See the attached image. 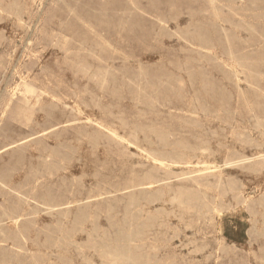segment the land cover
<instances>
[{"label":"rangeland","instance_id":"obj_1","mask_svg":"<svg viewBox=\"0 0 264 264\" xmlns=\"http://www.w3.org/2000/svg\"><path fill=\"white\" fill-rule=\"evenodd\" d=\"M0 152V264H264V0H0Z\"/></svg>","mask_w":264,"mask_h":264},{"label":"bare ground","instance_id":"obj_2","mask_svg":"<svg viewBox=\"0 0 264 264\" xmlns=\"http://www.w3.org/2000/svg\"><path fill=\"white\" fill-rule=\"evenodd\" d=\"M44 5H43V7H44ZM39 16H41V15H39ZM98 30L99 31H103L105 29L102 26L99 25L98 26ZM58 42H59V40H58ZM119 63H121V62H119ZM33 71H34V68L31 65L30 66L29 65L28 66H23L22 64H18V66L16 67V70H15V74H19V76L22 78V81H23L22 82V88H24V90L21 92L22 95H19V96H21L22 100L25 103H32L33 100L35 101L34 103H37L42 98V93L43 92H38L37 93L36 92V86L34 87L33 85H31V82H29L28 80H26V78L31 77L30 75H31V72H33ZM24 73H27L28 76L27 77H23V74ZM78 92L81 94L83 91H81V92L78 91ZM15 93L18 94V92H15ZM56 94H57L56 91H52V93H51V97H52L51 99H52V101H55V102L57 101L56 100L57 99L56 98L57 97ZM50 106L51 107H54L51 104H50ZM50 110H51V112H53L54 108H51ZM54 119H55L54 121H57V122H61L63 120V118L62 117H59L58 115H56L54 117ZM29 165L30 166H33V163L30 161ZM19 178H20V175L19 174L16 175V177H14V178H8V177L1 178L0 177V182L2 184H4L6 187H8L5 191L0 192L2 194V196H3V198H0V223L6 222L5 224H1L0 225V230L1 231H5V232H7V231H13V234L15 235V238L13 239L14 240L13 242L11 241V243L14 246L21 247L22 246V243H21V241L17 240V237L18 236L19 237H23L25 235L24 226H21V218L24 217V215H26L27 210H28V208H27L28 207V204L26 203L27 200L25 201V199L22 196H24V197H26L27 199H30V200L31 199H34V200H37L39 202L46 203V204L47 203L50 204V203L48 202L49 201V198H48L47 195H44L42 198H38L37 195H35V194H33L31 192V189H33L32 186H33L34 182H36L38 180V175L36 173L33 175V177H29V178H26L25 180H20L18 182L17 179H19ZM26 187H29V189H27ZM10 190H13V191L18 192V198L16 199L17 204L15 206H10V205H7L6 204L7 201H10L11 199H14L15 198L13 195H11L9 193ZM4 205H6V207ZM39 217H40V215H39ZM9 237H12V235L5 234V235L2 236V238L0 239V241L3 242V243L9 244V239H10ZM3 246L4 245H1L0 248H3Z\"/></svg>","mask_w":264,"mask_h":264}]
</instances>
